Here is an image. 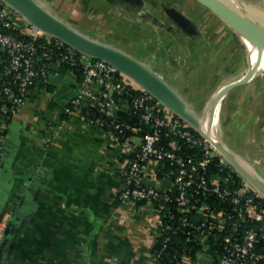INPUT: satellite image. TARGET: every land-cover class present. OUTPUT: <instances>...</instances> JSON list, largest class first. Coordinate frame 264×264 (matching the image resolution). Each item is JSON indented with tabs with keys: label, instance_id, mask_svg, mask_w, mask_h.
<instances>
[{
	"label": "crops",
	"instance_id": "crops-1",
	"mask_svg": "<svg viewBox=\"0 0 264 264\" xmlns=\"http://www.w3.org/2000/svg\"><path fill=\"white\" fill-rule=\"evenodd\" d=\"M39 1L148 65L199 116L225 82L229 31L197 0ZM3 61L0 54V89ZM47 73L17 114L0 110V264H155L162 214L121 199L123 148L64 112L80 82L72 69L52 65ZM257 87L227 93L221 124L225 144L264 179V78ZM207 249L181 264H212Z\"/></svg>",
	"mask_w": 264,
	"mask_h": 264
},
{
	"label": "built area",
	"instance_id": "built-area-1",
	"mask_svg": "<svg viewBox=\"0 0 264 264\" xmlns=\"http://www.w3.org/2000/svg\"><path fill=\"white\" fill-rule=\"evenodd\" d=\"M12 28L19 29L31 39L19 38L6 31ZM39 38H44L49 43L54 38L56 49L66 45V50L59 53L53 50V53L36 42ZM0 48L9 56L8 65L1 75L9 76L10 80L0 91L6 96V104L10 102L11 107L7 108L4 104V111H9L11 116L17 114L26 102L25 96L35 86L38 78L47 76V70L37 66L39 59L51 65L68 62L70 65L82 66L83 79L64 112L79 114L88 126L100 129L112 145L123 148L125 166L121 199L134 202L147 200L163 218L166 217L167 223L163 222L162 226L167 233H176L178 230L174 227L175 214L168 207V201L174 200L176 210L185 214L180 218L184 226L190 224L187 213L193 210L203 212L205 217L196 227L201 230L202 241L208 238L211 229L222 228L225 223L233 220V232L223 239L224 251L212 264H264V252L256 249L260 239L257 229L251 227L244 234L238 231L239 225L247 219L264 220V207L255 203L254 196H247L245 191H253L260 197L262 195L252 190L244 180L243 188L234 190L227 179L218 176L209 179L207 170L215 155H219L220 164L235 169L205 136L201 134V137H197L185 120L113 65L81 54L63 41L45 33L3 0H0ZM77 53L81 55L78 56ZM118 72L123 76L118 78ZM14 84L17 85L16 91ZM89 107H96L110 120L88 116L85 111ZM120 112H132L139 118V124L118 121ZM163 129L192 147H201L204 150L203 156L198 160L184 158L175 151L166 149L162 145ZM131 154L133 158H130ZM165 161H170L173 165L161 177L159 171ZM164 179L170 182L167 187L162 185ZM210 194L216 195L222 201H229L233 206L232 212L222 211L223 216L219 222L212 218L215 216L214 207L202 199ZM243 201L245 205H242ZM170 241L171 236L167 235L164 243ZM160 255L161 252L155 254V264H163L158 260Z\"/></svg>",
	"mask_w": 264,
	"mask_h": 264
},
{
	"label": "trees",
	"instance_id": "trees-1",
	"mask_svg": "<svg viewBox=\"0 0 264 264\" xmlns=\"http://www.w3.org/2000/svg\"><path fill=\"white\" fill-rule=\"evenodd\" d=\"M8 32H12L19 38L23 39H31L30 36L23 34L19 31L17 28H12L10 30H6ZM36 42L40 45H44L47 49H50L51 51L55 50L56 52H65L66 45L62 47L61 49H56L54 42L55 39L53 38L52 42H47L44 38H39L36 40ZM54 53V51H53ZM0 54H2V57L4 59L2 66H1V72L3 73L6 66L8 65L9 56L6 51L2 50L0 48ZM78 56H80V53H77ZM37 66L39 68H45L47 71L49 67L52 65L47 63L46 61L39 59ZM60 66L63 69H72L74 73L77 75L79 81L83 79L84 70L82 66L80 65H70L68 62H63L60 64ZM123 75L121 73H117V77H122ZM10 80L9 76H2V85L1 89L8 85V82ZM14 90L16 91L17 85H13ZM33 88V87H32ZM31 88V89H32ZM0 89V90H1ZM30 89V90H31ZM136 93L137 91H133ZM30 91L25 96V99L27 100L29 96ZM6 96L0 91V110L2 113L9 119L11 118V114L9 111H4L3 107L4 104H6ZM7 108L11 107V103L7 102L6 104ZM86 114L90 117H102V118H108L106 115L99 112V110L96 107H89L86 109ZM118 121L121 122H127L131 124H139V118L134 115L132 112H120L118 116ZM192 131L197 137H201V133L195 130L193 127H191ZM162 145L166 149H170L175 151L177 154L181 155L184 158L192 157L194 159H200L203 156L204 150H202L199 146H190L187 144L184 140L181 138H178L170 133L166 129L162 130ZM180 147V149H177V147ZM130 158H133V155H130ZM212 162L210 163L208 170H207V176L210 178H213L214 176H218L222 179H227L230 187L234 190H239L243 188V178L231 167L224 166L220 164L219 155H215L212 157ZM172 163L170 161H165L164 166L160 169L159 175L162 177L165 175L168 170L172 167ZM174 194V193H172ZM245 194L247 196H254V202L257 203L260 207H264V198L257 196L253 191H245ZM175 195H173L174 197ZM203 201L207 202L211 207H214L215 209V216L212 217L214 221L219 222L220 217L222 215V211L224 212H232V204L229 201H222L220 200L216 195L210 194L207 197H202ZM137 202H144L148 203L147 200H139ZM168 207L171 208L175 214V228H178L176 233H167L163 230V226L161 227V230L159 231V234L157 236V243L155 246V254L160 253L161 255L159 257V262H162L163 264H181L182 258L185 256H193L197 251L204 249L206 246L208 247V251L213 257V260L215 261L217 259L218 255H221L224 251V237L231 234L233 232L232 222L233 220L225 223L222 228H214L211 229V233L209 234L208 238L205 240H201V230H198L196 227L202 222L205 215L203 212H199L196 210H193L190 213H187L186 216L189 219L190 224L187 226H184L180 222V218L182 216H185L184 213L179 212L176 210V203L175 201H168L167 203ZM242 205H245V201L242 202ZM163 224L167 223L166 217L163 218ZM173 223V224H174ZM254 227L257 229L259 234V242L256 244V249L258 251L264 252V220H252L247 219L244 222H242L239 225L238 231L240 234H244V232ZM170 235L171 241L164 243V238ZM235 236V235H234ZM241 236V235H239ZM255 264H263L262 262H257Z\"/></svg>",
	"mask_w": 264,
	"mask_h": 264
},
{
	"label": "water",
	"instance_id": "water-1",
	"mask_svg": "<svg viewBox=\"0 0 264 264\" xmlns=\"http://www.w3.org/2000/svg\"><path fill=\"white\" fill-rule=\"evenodd\" d=\"M13 9L18 11L29 23L41 29L45 33L63 41L68 46L74 48L81 54L94 59L104 60L113 65L118 71L125 74L141 87L150 92L156 99L166 107L175 112L191 127L200 132L203 136V119L210 114L211 108L208 106L203 116H199L192 110L174 88L148 65L111 44L94 39L71 24L60 18L49 7L39 0H3ZM212 12L218 15L225 22L230 23L236 29L252 27L254 30H264V25L256 18L246 13L240 3L233 5L224 0H197ZM246 81L238 80L233 82L228 91L234 85ZM213 146L233 165V167L247 178L252 184L262 192L264 196V180L257 175L250 173L236 163L237 158L231 149L220 139H210Z\"/></svg>",
	"mask_w": 264,
	"mask_h": 264
},
{
	"label": "bare ground",
	"instance_id": "bare-ground-1",
	"mask_svg": "<svg viewBox=\"0 0 264 264\" xmlns=\"http://www.w3.org/2000/svg\"><path fill=\"white\" fill-rule=\"evenodd\" d=\"M224 1L228 2L229 4H233V5L240 3V4H246L249 6H255V8H258V9L264 8V0H224ZM257 21L264 25V23L260 21L259 19H257ZM237 30H238L237 33L239 37V44L245 53V57L247 61V68L242 73V75L239 77V80L248 82V81H251L259 72L264 71V30H254L252 27H247L245 29L237 27ZM233 82L234 80L229 81V83L219 86L213 94L214 99L209 104V107L211 108V112L209 116L207 115L206 118L203 119V126H202V132L209 141L210 139H220L224 142V134H223V128L221 124V116H222V110H223L222 100H223V97L227 95L228 87ZM224 115L225 114H223V116ZM250 137H252V134ZM234 160L236 161L238 165L241 166V168L252 173L251 169L244 163L245 162L244 160H246L245 158L237 157V158H234Z\"/></svg>",
	"mask_w": 264,
	"mask_h": 264
},
{
	"label": "rangeland",
	"instance_id": "rangeland-1",
	"mask_svg": "<svg viewBox=\"0 0 264 264\" xmlns=\"http://www.w3.org/2000/svg\"><path fill=\"white\" fill-rule=\"evenodd\" d=\"M240 5H241L240 7L244 11H246V13L250 14L254 18L259 19L260 21H262L264 23V8L258 9V8H255V6H249V5H246V4H240ZM205 8H206V11L205 12H209L208 14H211L212 16H215V18H219L220 20H222L225 23L226 28L229 31V35H230L229 43H228V47H227V49H226V51L224 53V54H226V62L224 64L226 65V68H228L227 71H226V74L227 75L224 78V80H225L224 84L228 83L229 81H233V80H234V82H236V81L239 80V77L242 75V73L247 68V61H246L245 53H244L243 49L241 48V46L239 44V37H238V33H237L238 30L233 25H231L230 23H227L223 19H221L218 15H216L214 12H212L209 8H207V7H205ZM233 69H235V70H233ZM263 73H264V71L259 72L251 81L234 85V87L231 88L229 91L232 90L233 93H235V92L236 93H238V92H240V93L241 92L242 93L243 92L248 93L249 91H251V92H257L258 91V87H257L258 85L257 84L259 82V79L260 78H264V74ZM218 87L219 86H217V88ZM217 88H216V90H217ZM216 90H213V91L211 90V92L208 93V96L205 97V101L203 102V104L205 103L207 106H209V104L214 99V95L213 94H214V92ZM225 97H226V95L223 97L222 102H224ZM68 103L64 106V108L68 105ZM263 152H264V150L263 151L262 150L260 151L261 156L264 159V153ZM226 160H228V159H226ZM250 160H253V158H250ZM252 167H254V166H252ZM242 178H244L243 180L245 182H247L248 186L252 190H255L260 195H262V192H260L252 184V182H250L245 177H242Z\"/></svg>",
	"mask_w": 264,
	"mask_h": 264
}]
</instances>
